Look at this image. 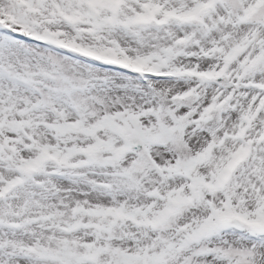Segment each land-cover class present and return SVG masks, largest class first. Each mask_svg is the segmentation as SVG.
<instances>
[{
    "label": "snow or ice",
    "instance_id": "snow-or-ice-1",
    "mask_svg": "<svg viewBox=\"0 0 264 264\" xmlns=\"http://www.w3.org/2000/svg\"><path fill=\"white\" fill-rule=\"evenodd\" d=\"M0 264H264V0H0Z\"/></svg>",
    "mask_w": 264,
    "mask_h": 264
}]
</instances>
